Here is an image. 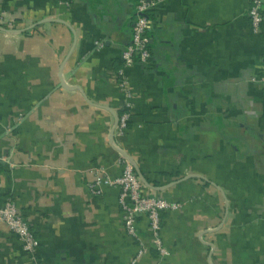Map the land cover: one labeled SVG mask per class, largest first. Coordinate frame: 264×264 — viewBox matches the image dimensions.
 Returning <instances> with one entry per match:
<instances>
[{
  "label": "crops",
  "instance_id": "obj_1",
  "mask_svg": "<svg viewBox=\"0 0 264 264\" xmlns=\"http://www.w3.org/2000/svg\"><path fill=\"white\" fill-rule=\"evenodd\" d=\"M137 0H0V207L14 201L43 264H264V35L251 0H162L152 57L117 70ZM137 164L144 191L181 203L153 243L127 233L120 189L102 177ZM0 264H33L0 222Z\"/></svg>",
  "mask_w": 264,
  "mask_h": 264
},
{
  "label": "built area",
  "instance_id": "obj_2",
  "mask_svg": "<svg viewBox=\"0 0 264 264\" xmlns=\"http://www.w3.org/2000/svg\"><path fill=\"white\" fill-rule=\"evenodd\" d=\"M162 0H137L136 15L132 26L131 42L125 47L122 53L123 65L117 70L118 85L124 95L123 111L118 114L117 133L124 134L131 116L132 103L130 101L132 93L125 69L136 61L149 63L152 57L150 46V36L148 27L150 23L149 12ZM252 29L264 35V0H251L248 10ZM262 79L264 80V74ZM123 171L117 177H102L103 171L97 170V180L92 186L95 193H99V185L106 179L112 185L120 189L119 203L122 210L123 221L127 233L134 237L139 243L138 256L146 251V246L139 233L140 217L146 216L149 230L153 236L154 246L161 256L169 254L161 239V229L163 226V213L167 210L177 209L181 203L174 202L158 194H149L144 191L145 185L138 175L134 165L121 154ZM0 222L9 225L11 230L22 242L24 251L28 254L33 264H43L38 257L37 250L40 246L39 239L33 233L29 223L19 211L13 200L8 199L0 207ZM137 257L131 264H139Z\"/></svg>",
  "mask_w": 264,
  "mask_h": 264
},
{
  "label": "water",
  "instance_id": "obj_3",
  "mask_svg": "<svg viewBox=\"0 0 264 264\" xmlns=\"http://www.w3.org/2000/svg\"><path fill=\"white\" fill-rule=\"evenodd\" d=\"M117 123H118V116H116V123H115V126H117ZM120 153L126 157L135 167L138 175L140 176L141 180L143 181L144 184H147L149 185L148 181L146 180V178L144 177V175L142 174L141 170L139 169V167L137 166V164H135V162L133 161V159L125 152L123 151L122 149H119Z\"/></svg>",
  "mask_w": 264,
  "mask_h": 264
},
{
  "label": "trees",
  "instance_id": "obj_4",
  "mask_svg": "<svg viewBox=\"0 0 264 264\" xmlns=\"http://www.w3.org/2000/svg\"><path fill=\"white\" fill-rule=\"evenodd\" d=\"M149 16H150V14H149ZM150 46H151V42H150ZM152 47V46H151ZM122 65H123V59H122V64H121V66L119 67V68H121L122 67Z\"/></svg>",
  "mask_w": 264,
  "mask_h": 264
}]
</instances>
